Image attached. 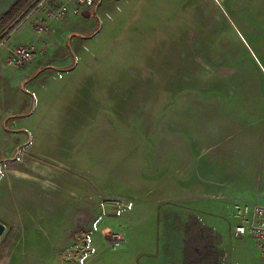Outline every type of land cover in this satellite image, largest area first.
I'll list each match as a JSON object with an SVG mask.
<instances>
[{"label": "rangeland", "instance_id": "obj_1", "mask_svg": "<svg viewBox=\"0 0 264 264\" xmlns=\"http://www.w3.org/2000/svg\"><path fill=\"white\" fill-rule=\"evenodd\" d=\"M58 22L46 64L6 55L19 82L0 106L26 129L0 130V264L112 262L92 239L161 207H185L199 237L194 208L264 196V0H99Z\"/></svg>", "mask_w": 264, "mask_h": 264}, {"label": "crops", "instance_id": "obj_2", "mask_svg": "<svg viewBox=\"0 0 264 264\" xmlns=\"http://www.w3.org/2000/svg\"><path fill=\"white\" fill-rule=\"evenodd\" d=\"M17 0H0V17H2ZM24 10H21L10 21H13ZM85 17L87 14H83ZM45 16L41 11H35L28 20H39ZM24 20L8 36L7 47L0 49V105L2 104L5 89L19 82L17 78H11L10 73L16 72L13 67L6 64L7 52L19 43H31L35 46V58L30 67L37 69L46 64L48 59L40 53L47 45L46 38L50 31L36 35L33 24ZM6 22L2 27H10L13 22ZM69 25L63 22H52L51 29L58 32H69ZM36 35V36H35ZM49 44V43H48ZM54 63L51 64L54 67ZM46 67V66H43ZM11 68V69H10ZM28 69H30L28 67ZM32 70V69H31ZM4 107L0 106V130L23 131L26 129L24 117L21 115H9ZM10 119V121H9ZM9 121V122H8ZM255 194L241 193L229 195L221 202H217L216 207L209 201L206 206L194 208L193 214L196 218V224L199 229L207 228L208 234L193 237L191 234L190 213L185 207L180 208L166 205L157 211L156 219L130 221L128 229L119 230L116 239L110 241L104 236L94 237L91 244L94 247L103 244V247L111 248V258L102 259L101 264H264V258L260 255L255 238L251 235L236 236L233 227L226 224L227 230L222 232L224 223L222 216L226 217L230 211L233 216L238 218V207L244 204L264 203V196ZM226 197V196H225ZM258 199V201H257ZM220 204V206H219ZM264 205V204H263ZM232 208L228 211L229 208ZM223 209V213L222 210ZM170 212L172 214L170 215ZM221 212V213H220ZM236 223V222H235ZM149 229V230H148ZM103 241V242H101ZM113 243L115 246H111ZM93 256V254H92ZM114 256V257H113ZM108 259V262H104ZM98 264V263H97Z\"/></svg>", "mask_w": 264, "mask_h": 264}, {"label": "built area", "instance_id": "obj_3", "mask_svg": "<svg viewBox=\"0 0 264 264\" xmlns=\"http://www.w3.org/2000/svg\"><path fill=\"white\" fill-rule=\"evenodd\" d=\"M99 0H40L34 8L44 11L45 16L36 21V32L46 33L52 22L66 20L78 15L88 14L90 8ZM35 46L31 43H19L10 49L7 63L13 66L22 65L33 57ZM238 218L233 230L236 236L251 235L255 238L257 249L264 258V205L259 203L244 204L238 207ZM118 244V241L114 242Z\"/></svg>", "mask_w": 264, "mask_h": 264}, {"label": "trees", "instance_id": "obj_4", "mask_svg": "<svg viewBox=\"0 0 264 264\" xmlns=\"http://www.w3.org/2000/svg\"><path fill=\"white\" fill-rule=\"evenodd\" d=\"M33 0H17L16 3L2 16L0 17V31L6 22L10 21L21 10L27 11L31 7Z\"/></svg>", "mask_w": 264, "mask_h": 264}, {"label": "water", "instance_id": "obj_5", "mask_svg": "<svg viewBox=\"0 0 264 264\" xmlns=\"http://www.w3.org/2000/svg\"><path fill=\"white\" fill-rule=\"evenodd\" d=\"M5 230V225L3 222L0 221V236L2 235V233L4 232Z\"/></svg>", "mask_w": 264, "mask_h": 264}]
</instances>
